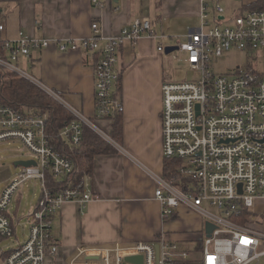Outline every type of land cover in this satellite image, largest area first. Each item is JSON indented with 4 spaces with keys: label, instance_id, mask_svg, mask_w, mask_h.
<instances>
[{
    "label": "built area",
    "instance_id": "obj_1",
    "mask_svg": "<svg viewBox=\"0 0 264 264\" xmlns=\"http://www.w3.org/2000/svg\"><path fill=\"white\" fill-rule=\"evenodd\" d=\"M100 3L99 0H94ZM219 0H202L201 25L190 28L184 40H177L176 51L195 73L193 80L165 81L162 86L161 121L165 160L178 162L176 170L154 174L155 198L162 206V219L172 217L182 207L204 217L201 233L202 259H190L192 251L180 246L167 230H160L156 240L137 239L88 247L71 243L68 234L63 246L54 234V219L68 203L86 207L93 196L84 186L50 187L48 175L55 181L74 171V161L60 153L47 131V115L21 111L2 101L0 96V141L20 140L32 153L36 165L21 168L16 178L0 195V239L17 237V226L9 205L19 186L39 179L43 192L29 214L30 228L23 241L1 253L0 264H44L47 257L60 256L66 264H139L127 256H142V264H261L264 257V209L255 204L264 200V73L253 66L232 74L215 73L212 59L232 48L246 51L257 59L264 54V8L248 9L226 17ZM92 33L81 39L37 40L23 31L14 40H3L6 52L0 54L3 72H14L41 86L34 75L19 66L31 51L54 42L61 52L85 49L99 51L96 73V117L111 118L123 112V104L113 94L119 63V49L124 40L136 42L144 34L154 35L152 20L137 18L125 26L120 36H111L101 47V27L92 23ZM5 22L0 20V33ZM162 40L157 48L165 51ZM0 40L1 37H0ZM56 99L59 95L45 89ZM74 118L60 135L78 145L83 125L107 136L94 121L78 109L69 107ZM209 201L222 215L204 207ZM18 224L19 221H16ZM206 222L215 225L208 235ZM264 225V221H263ZM69 242V245L66 246ZM66 251V253H65Z\"/></svg>",
    "mask_w": 264,
    "mask_h": 264
},
{
    "label": "crops",
    "instance_id": "obj_2",
    "mask_svg": "<svg viewBox=\"0 0 264 264\" xmlns=\"http://www.w3.org/2000/svg\"><path fill=\"white\" fill-rule=\"evenodd\" d=\"M99 1L0 0V20L5 22L0 33L2 40L17 39L21 31L41 41L81 39L90 36L92 23L98 22L103 47L108 37L120 36L125 26L143 17L152 20L155 32L152 36L144 34L136 42L124 40L119 49L113 94L123 104L120 141L112 135L115 119L96 117L95 67L101 56L99 51L61 52L52 42L48 47L33 49L29 58L21 59L43 89L57 93L60 97L57 100L69 112V107H73L94 121L107 136L89 125L86 129L111 145L109 150L91 154V172L84 176V187L93 200L83 208L78 203L66 204L57 215L61 236H56L62 246L65 233L71 243L94 247L150 240L160 230H167L174 239L193 241L203 229V218L182 207L176 219L163 222L162 206L155 198L154 174L163 173L166 162L161 110L162 86L169 78L167 54L158 50L157 44L162 41L159 35L165 34L163 42L175 45L177 40H184L190 28L199 27L202 0ZM223 1L240 4L229 10ZM256 1L219 0V3L225 8L224 16L232 17L248 10ZM186 217L194 218L186 230H173ZM65 245L72 244L65 241ZM51 258L58 264H66L60 256Z\"/></svg>",
    "mask_w": 264,
    "mask_h": 264
},
{
    "label": "rangeland",
    "instance_id": "obj_3",
    "mask_svg": "<svg viewBox=\"0 0 264 264\" xmlns=\"http://www.w3.org/2000/svg\"><path fill=\"white\" fill-rule=\"evenodd\" d=\"M222 4L229 10L239 7V2L223 1ZM236 7V8H235ZM168 57L167 69L169 78L168 81H183L193 80L195 73L185 61L184 56L179 51H173L166 55ZM212 67L215 73L218 74H232L240 68H246L247 66H253L260 72L264 73V54H260L257 59L251 58L246 51L232 48L225 52L222 56L214 57L212 59ZM19 66L24 69L28 74L34 75L21 60ZM2 68L0 67V72ZM35 76V75H34ZM36 77V76H35ZM102 128V127H101ZM103 129V128H102ZM32 153L27 146L20 140L0 141V195L3 190L16 178L17 174L21 171L22 166H16L15 162L19 160H31ZM43 192L42 182L39 179H31L22 183L17 192L13 195L12 201L9 205V212L15 217L14 223L17 226V237L1 238L0 239V260L1 253L11 250L17 241H23L30 228V222L28 220L29 214L34 210L39 198ZM204 207L209 211L222 215V212L213 206L209 201L204 202ZM255 209L261 212L264 209V200L260 199L255 204ZM201 216V215H200ZM58 217V216H57ZM54 219L53 231L57 236H61L60 219ZM202 217V216H201ZM204 220V217H202ZM194 218L186 217L177 223L173 230L181 231L186 230V226ZM263 220L264 219H259ZM19 221L18 224H16ZM263 221L255 224L261 225L264 229ZM205 222V220H204ZM183 233V232H181ZM180 246L184 249L192 251L190 259L195 258L197 261L202 259L201 241H180ZM59 261H54L53 258L47 257L44 264H58ZM261 264H264V257L261 260Z\"/></svg>",
    "mask_w": 264,
    "mask_h": 264
},
{
    "label": "trees",
    "instance_id": "obj_4",
    "mask_svg": "<svg viewBox=\"0 0 264 264\" xmlns=\"http://www.w3.org/2000/svg\"><path fill=\"white\" fill-rule=\"evenodd\" d=\"M264 8V0H257L249 9ZM1 14V12H0ZM3 40H0V54L5 53ZM0 96L3 102L25 111H37L47 115V131L53 146L66 157L74 161L75 168L70 175L59 181L48 175L50 187L79 185L84 186V176L91 172V154L104 152L111 149L97 133L86 129L83 125L82 141L78 145L69 144L68 140L60 135L61 129L69 123L74 115L59 102L54 96L31 80L19 76L14 72H0ZM115 119L113 125V138L120 141L122 137V113L112 116ZM178 162L166 160L164 171L176 170ZM178 213L165 219V222L176 219Z\"/></svg>",
    "mask_w": 264,
    "mask_h": 264
},
{
    "label": "water",
    "instance_id": "obj_5",
    "mask_svg": "<svg viewBox=\"0 0 264 264\" xmlns=\"http://www.w3.org/2000/svg\"><path fill=\"white\" fill-rule=\"evenodd\" d=\"M178 49L177 45H169L165 48V53L169 54L175 50ZM16 166H23V167H28L31 165H36V162L34 160H19L15 162ZM206 226V231L208 233V235H211V233L213 232V230L215 229V225L211 222H206L205 223ZM157 239V234L155 236H153L150 240H156ZM126 260L129 262H133V263H139L142 264L143 262V257L140 256H127Z\"/></svg>",
    "mask_w": 264,
    "mask_h": 264
}]
</instances>
